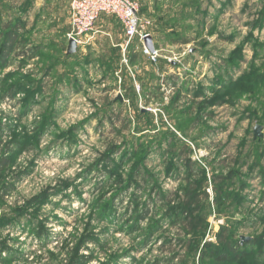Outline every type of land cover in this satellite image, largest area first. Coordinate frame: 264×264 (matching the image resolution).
I'll list each match as a JSON object with an SVG mask.
<instances>
[{
  "label": "rangeland",
  "instance_id": "1",
  "mask_svg": "<svg viewBox=\"0 0 264 264\" xmlns=\"http://www.w3.org/2000/svg\"><path fill=\"white\" fill-rule=\"evenodd\" d=\"M134 1L158 63L0 0V264H264L263 0Z\"/></svg>",
  "mask_w": 264,
  "mask_h": 264
},
{
  "label": "crops",
  "instance_id": "2",
  "mask_svg": "<svg viewBox=\"0 0 264 264\" xmlns=\"http://www.w3.org/2000/svg\"><path fill=\"white\" fill-rule=\"evenodd\" d=\"M4 4L9 5L13 4L15 5L17 2L20 3H29L32 4L36 9L35 11L38 12L39 10H42L45 8L49 12V16L51 17L49 20L55 25L58 26V20L59 19H66L67 22L66 30L63 29V31H66L67 33L65 36V40H59L60 42V53H67V56L69 58H72L71 60L74 61L75 58H80L82 56L83 58L88 57V53H94V56L96 59H99L103 66L107 65L112 58L121 59L122 63H124V53H138L135 54L133 59L139 56L140 53H143L142 51V45L139 44L138 41L134 42L133 45H130L128 48H126V37L124 33V28L121 24V22L114 16L110 15H102L96 24V35L93 40L90 41L88 44L79 45L77 46V52L74 55H68V46H69V38L68 35L71 31V25H70V19H71V3L73 0H2ZM141 4L142 2H154L155 0H137ZM160 1V0H158ZM246 0H237V3L240 4V2H244ZM19 3V4H20ZM264 4V0H263ZM264 7V5H263ZM263 9V8H262ZM44 18V17H43ZM21 22H15L14 25L8 24L6 25L7 29H13L14 32H16L19 35V33L23 30L26 23L20 25ZM24 25V26H23ZM23 26V27H21ZM17 27V28H16ZM65 33H63L65 35ZM58 40V39H57ZM17 44V43H16ZM15 44V45H16ZM155 48V47H154ZM126 49V50H125ZM36 51L31 50L30 53H35ZM113 53H120L118 57H114ZM86 67H92L95 65V62H91L87 59L83 60ZM86 61V62H85ZM126 66V65H125ZM122 67V65H121ZM128 67V66H126ZM100 68V67H98Z\"/></svg>",
  "mask_w": 264,
  "mask_h": 264
},
{
  "label": "built area",
  "instance_id": "3",
  "mask_svg": "<svg viewBox=\"0 0 264 264\" xmlns=\"http://www.w3.org/2000/svg\"><path fill=\"white\" fill-rule=\"evenodd\" d=\"M102 15L114 16L121 22L126 48L138 41L149 60L158 63L161 51L146 46V41L152 37L150 23L141 17L140 7L134 0H73L69 40H74L78 46L90 43L97 33L96 24Z\"/></svg>",
  "mask_w": 264,
  "mask_h": 264
},
{
  "label": "trees",
  "instance_id": "4",
  "mask_svg": "<svg viewBox=\"0 0 264 264\" xmlns=\"http://www.w3.org/2000/svg\"><path fill=\"white\" fill-rule=\"evenodd\" d=\"M2 36L3 35L0 34V46H2V50H1L2 54H1V59L0 60H2L4 62V61H6V56L8 55V53H11L13 51V48L15 47V44L19 40V36H18V34L16 32H14V30L10 31L7 34H5V37H4L3 41H2ZM184 156L187 157L186 154ZM193 165L194 164L191 161L188 162V166H189L188 169L190 170V172L193 171V167H194ZM229 245H230V243H229ZM230 247H231V245H230ZM80 248H81V245L77 244L76 247L71 250V254H73V259H76L78 257V252H79ZM219 260L221 261L222 259H219Z\"/></svg>",
  "mask_w": 264,
  "mask_h": 264
},
{
  "label": "water",
  "instance_id": "5",
  "mask_svg": "<svg viewBox=\"0 0 264 264\" xmlns=\"http://www.w3.org/2000/svg\"><path fill=\"white\" fill-rule=\"evenodd\" d=\"M77 43L74 41V40H70L69 41V46H68V55H74L76 52H77ZM146 46L149 47L150 49L154 50V45H153V40L152 38H149L147 41H146ZM260 128L259 126L256 127V135L259 134V131H260Z\"/></svg>",
  "mask_w": 264,
  "mask_h": 264
}]
</instances>
